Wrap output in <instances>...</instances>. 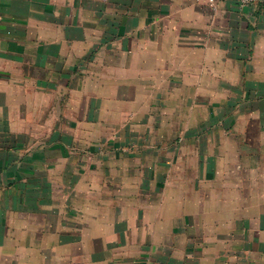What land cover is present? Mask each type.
<instances>
[{
    "label": "crops",
    "instance_id": "1",
    "mask_svg": "<svg viewBox=\"0 0 264 264\" xmlns=\"http://www.w3.org/2000/svg\"><path fill=\"white\" fill-rule=\"evenodd\" d=\"M0 264H264V0H0Z\"/></svg>",
    "mask_w": 264,
    "mask_h": 264
},
{
    "label": "built area",
    "instance_id": "2",
    "mask_svg": "<svg viewBox=\"0 0 264 264\" xmlns=\"http://www.w3.org/2000/svg\"><path fill=\"white\" fill-rule=\"evenodd\" d=\"M256 0H241L242 4H251Z\"/></svg>",
    "mask_w": 264,
    "mask_h": 264
}]
</instances>
